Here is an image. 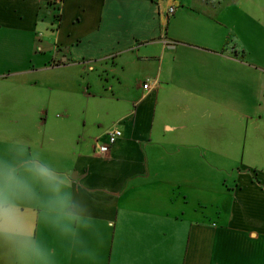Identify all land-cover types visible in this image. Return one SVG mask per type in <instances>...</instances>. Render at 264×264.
<instances>
[{"label": "crops", "instance_id": "crops-1", "mask_svg": "<svg viewBox=\"0 0 264 264\" xmlns=\"http://www.w3.org/2000/svg\"><path fill=\"white\" fill-rule=\"evenodd\" d=\"M56 14L0 0V264H264V0Z\"/></svg>", "mask_w": 264, "mask_h": 264}, {"label": "built area", "instance_id": "built-area-1", "mask_svg": "<svg viewBox=\"0 0 264 264\" xmlns=\"http://www.w3.org/2000/svg\"><path fill=\"white\" fill-rule=\"evenodd\" d=\"M178 1L179 0H156L158 15L164 18L172 16L178 7ZM62 2L63 0H50L54 10L57 12L56 15H58V12L60 11ZM143 88H149L148 82L143 83ZM121 135L122 132L118 127H112L107 131L105 141H101L99 137L95 139L94 152L99 156L105 155L110 150L111 146L121 137Z\"/></svg>", "mask_w": 264, "mask_h": 264}, {"label": "clouds", "instance_id": "clouds-1", "mask_svg": "<svg viewBox=\"0 0 264 264\" xmlns=\"http://www.w3.org/2000/svg\"><path fill=\"white\" fill-rule=\"evenodd\" d=\"M20 245L16 242H12V248L14 252H17V257L20 261V264H29V261L25 255L20 253Z\"/></svg>", "mask_w": 264, "mask_h": 264}, {"label": "trees", "instance_id": "trees-1", "mask_svg": "<svg viewBox=\"0 0 264 264\" xmlns=\"http://www.w3.org/2000/svg\"><path fill=\"white\" fill-rule=\"evenodd\" d=\"M58 16H56V18H57Z\"/></svg>", "mask_w": 264, "mask_h": 264}, {"label": "rangeland", "instance_id": "rangeland-1", "mask_svg": "<svg viewBox=\"0 0 264 264\" xmlns=\"http://www.w3.org/2000/svg\"><path fill=\"white\" fill-rule=\"evenodd\" d=\"M56 12V11H55ZM57 13V12H56Z\"/></svg>", "mask_w": 264, "mask_h": 264}]
</instances>
